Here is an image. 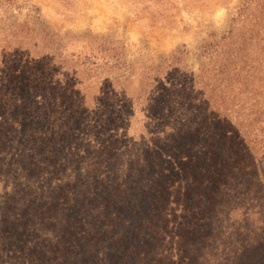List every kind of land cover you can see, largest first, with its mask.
Returning a JSON list of instances; mask_svg holds the SVG:
<instances>
[{"label":"trees","instance_id":"1","mask_svg":"<svg viewBox=\"0 0 264 264\" xmlns=\"http://www.w3.org/2000/svg\"><path fill=\"white\" fill-rule=\"evenodd\" d=\"M190 55L0 0V264H264V0Z\"/></svg>","mask_w":264,"mask_h":264},{"label":"rangeland","instance_id":"2","mask_svg":"<svg viewBox=\"0 0 264 264\" xmlns=\"http://www.w3.org/2000/svg\"><path fill=\"white\" fill-rule=\"evenodd\" d=\"M36 4L56 31L106 34L122 42L134 74L124 90L138 92L145 73L178 46L194 52L215 34L231 27L243 0H23Z\"/></svg>","mask_w":264,"mask_h":264}]
</instances>
